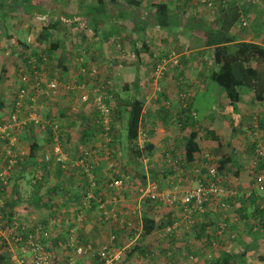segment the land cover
<instances>
[{
  "label": "crops",
  "instance_id": "1",
  "mask_svg": "<svg viewBox=\"0 0 264 264\" xmlns=\"http://www.w3.org/2000/svg\"><path fill=\"white\" fill-rule=\"evenodd\" d=\"M229 1L231 0H228V2ZM245 1L246 0H237L240 17L249 16L248 23L252 22L253 24L251 23L252 25L248 30L244 29L242 31L240 28L237 30L238 32H234L238 36L236 39L237 41H249L264 45V30L258 29L259 19L264 18V16H261V14L264 13V0H259L260 4L257 5L258 7H252V3L244 7ZM51 2L52 0H0V75L2 72L5 73V78L1 77V81H3L0 83L1 85H5L9 79L11 69L9 68L7 59L15 53V50H18L17 52L20 51V55L22 56V62L19 63L20 69L26 67L25 58L29 59L32 57L36 59L38 53H36L34 49L32 50V47L35 46H31L29 41L34 39L41 42V19L42 17L51 18L52 13L56 15L55 17L60 19V22L64 20L65 23L71 20V16L76 20L84 21V18H86L85 16H88L83 9L85 6H92L93 8L95 5H108V11H111L114 20L112 22H95L94 20L87 19L90 21L92 25L91 31H93V34H88V36L99 39L101 44L98 46L97 51L104 57L108 55V43H110V40H114L112 37L115 36V38L120 39L122 44L118 46L123 51L124 49L132 47L135 55L140 57L143 65L139 67H145V62L142 58H145L148 50L151 49V44H162V42L168 40L167 36L162 35V32L160 33L155 28V23L144 26L143 23H139L138 25L142 26V29H139L137 25L138 21L133 20L130 21V23L134 25L135 22L139 30L137 29V32L136 30L131 31L132 29L126 19L137 17L139 21L147 20L148 14L151 13L150 9L147 8L149 6L148 1L144 2L140 7H136L131 3L128 4L124 0H64V11L59 9L54 10V5H49ZM40 5L48 6H44V11H41L42 8ZM198 5L199 4L194 3L192 7L187 9L194 14L197 12L196 9L199 10L197 7ZM216 6L215 9L206 10L205 8V11H210L208 14L211 15L210 20L212 22L215 20V13H218L219 11L217 10H220V6L217 4ZM55 7L57 6L55 5ZM28 8H32L34 11H28ZM136 9H139V11ZM243 10L245 12L244 15ZM252 11H254V13H252ZM70 23H72V21ZM123 24H125L124 27L122 26ZM60 26H62V23H60ZM113 27L115 28L114 30L112 29ZM60 29L62 28L60 27ZM69 33L70 36L65 38L66 40L58 35L56 41L63 43V47L67 52L64 53V55H69L68 58L70 60L71 54L73 55L76 53L73 51V48L77 47V44L72 43L73 40L77 38L76 33ZM103 35L105 37H103ZM83 38H85V36H83ZM152 39H154V43ZM139 40H141L144 47L136 46ZM62 43L60 46H62ZM74 43L76 42L74 41ZM200 48L203 47L195 46L193 49H183L177 52L179 58L181 60L183 59V62L174 69V73L177 74L182 72L188 80L176 81L175 83L171 81L170 78H164L165 81H163V85H166L164 92H157L156 90L153 93H142L135 87L136 84L134 83L131 72L136 70L135 65L137 62L132 66H130V64H124L123 62L122 65L119 64L116 66V69H113V81L114 79L117 80L121 75L123 79L121 83L125 82L130 84L124 85L126 89L128 88L129 91L134 89V93L136 94L135 97L141 94V96L137 98L144 101L142 126H144L145 144L149 143L154 145L151 156L145 157L142 165L139 166V163L137 164V162L130 160L129 164L131 168L133 170L135 169L134 173L135 171L138 172L139 167L144 168L142 185H145L149 180L156 181L163 189L175 192L178 196L184 194L185 191H188L192 187H195L202 176L205 177L204 173L207 170L206 167L208 168L210 165L205 164L206 160L209 159L205 156L207 153L210 155L211 149H221L223 147L224 153H222V157L232 153L231 150L227 149L228 143L230 144V142L235 139L234 134H236V131L246 126L245 120L248 119L249 114L252 115L253 112H256L254 118L259 121V129L256 132V136H259L258 141L264 146V92L262 94L263 96L259 97L261 94L257 96V92L252 84L250 86H242L240 88L241 98L239 102L235 107L229 108L226 94L210 82L209 74L204 78V81H207L206 83L198 81L195 75H187V70L190 71L188 67L190 63H196L195 58H192V54H197L198 50H201ZM29 49L31 50L30 52L28 51ZM61 49L62 48L59 50ZM137 49L139 51H137ZM156 50L157 51H153L151 49L148 52L151 57L158 56V58H160L161 55L167 56V48ZM208 52L211 54L210 50H208ZM56 53L59 55L61 52L56 51ZM78 53H80L81 57L83 56L82 51H78ZM203 53L205 54L206 52ZM86 56L83 57L86 59ZM171 60L172 59H170V61ZM65 63L67 64V62ZM100 67V74L98 78L93 81V79L89 80L88 77H83L80 72V66L77 63L69 67L64 66V69L68 70V73H66L67 77L65 79L63 78V80L73 78L80 81L86 80L87 82H103V84L109 82V93L112 95V79L105 78L104 75L102 76V71H104L103 65L101 64ZM44 69L45 67L42 68V70ZM107 69L110 68L108 67ZM43 72L44 71H42V73ZM192 72L193 71H190V73ZM18 80L19 75L17 81ZM189 81L190 83H194L193 86H189V89L196 88V91L193 93L189 90L190 94L188 98H193L191 100L192 102H186L184 100L185 98L182 96L184 93L188 92L186 84ZM33 82L34 79L31 80L32 84ZM197 82L200 83V88L197 87ZM141 84L142 80L139 81V88H141ZM179 84H181L182 91L179 89H177V91L175 90V87H178ZM185 89L186 92L183 91ZM212 92L216 93L217 98H215L220 99V101L216 103L217 101L214 100L216 104L213 105L214 107H212L210 113H206V116L202 117V119L206 120L205 126L203 124H197L196 130L199 131L197 141L200 145V152L195 161L191 163L186 162L184 158V147L186 138L188 137V133L191 132V129H182L181 122L179 118H177L178 112L181 111L179 109L183 110L184 107L191 103L192 114L196 115L197 113V116H200L198 113H200L201 107L194 111V99H198L200 95L205 97L208 93ZM123 93L124 92H122V94L119 93V97H114L112 95L110 104L113 108L117 109L120 102L123 101L122 98L125 99V97H122ZM158 94H162L160 99V95ZM58 98L64 99V103L61 104L58 100L56 102L52 101V109L44 110L47 102L42 101L43 103H40L43 104V108L40 110L46 119L51 120L54 118L56 120V118H58L61 121L63 134L61 135V152L59 154H56L53 150L54 138L51 132L44 131L45 129L37 127L33 128V131L29 128L24 129L20 132V137H18V150L21 155L22 165L18 168L19 175L15 179V194L11 197L13 198V196L16 195L20 201V204L13 210L15 213L14 215L19 219L28 220V222L34 226L40 223L45 225L52 217H58L60 219L59 222L56 225L50 226L53 238L51 237L50 240H44V243L57 253H59V248L64 249V254L61 256L58 255L57 257L59 260L66 258L69 254L67 248L63 246L62 243L65 242L66 235L71 228L78 232L83 243L91 244L98 250L104 245H111L116 252L121 248H128L131 243L123 245L125 242L119 244V241H121V239L124 241L129 240V238L131 239L130 233L132 229L130 231H124L125 229L120 227L122 222L118 221V216H127V219L131 218L130 220H133V217L137 218L139 215L142 224L143 215L146 212L148 213L149 205L152 203L150 201L149 203H144L145 200L140 198L139 189L137 190L136 199H128L130 195L129 188H132L131 184H136L131 182L130 174L125 172L126 168L123 166L120 158L111 154L119 151L117 148H119L120 143H118L116 139L118 136H121V134L119 131H115L111 133V140H109L103 132L95 128L94 121L91 120V123H89L92 118L89 117V108L94 111L96 110L91 103H83L77 93L63 92L59 94ZM261 98H263V100H261ZM40 99L41 97L39 100ZM6 100L7 98H4L6 104L4 110L8 111L7 105L11 104V101L7 104ZM169 101L173 104V107H177V110L173 108V110L169 112L164 108L163 105L166 103L169 105ZM57 105L59 107H56ZM95 115L96 126L103 128L100 123V114L96 111ZM154 118L155 120H160L162 124V126L157 129L159 130L157 133L153 132L151 129L152 126L150 121L154 120ZM235 118L238 122H234V124L232 122L231 124H225L227 122L225 120L231 119V121H234ZM77 121L80 122L79 127L73 128L71 122L75 124ZM123 122V120L119 119L118 115L113 119V124H117V127L120 129L124 127ZM201 122L202 120H199V123ZM142 126L140 129L141 133L143 132ZM227 135H229L230 141L224 143ZM27 139L30 141L32 140L33 144L37 142L38 145L34 151L35 156L31 161L28 158L31 145L26 143ZM106 141L108 143H106ZM32 142L29 144H32ZM141 143L142 141L140 140V147H143ZM254 144L255 150L256 143ZM247 150L248 146L241 147L240 152L246 153ZM110 154L119 160L118 162L116 161L117 164L120 163L119 169L113 172L109 170ZM47 155L52 157L50 162L45 160ZM26 156L27 160L25 159ZM58 156L61 159L60 162L57 160ZM234 157L237 162L235 166L239 168V170L236 169L237 171L235 172L237 176H232L231 167L233 164H227L224 169V174L221 175L222 180L220 183L222 185L229 179L233 180V178H235L240 188L238 187L239 191L234 189L226 190V197L223 198V201H226L228 204L226 208L218 207L217 202L213 203L208 206L206 212L196 215L194 224L190 226L185 222L181 214L180 202H178V206H167L162 203L152 204L154 207L159 205L165 206L163 207V218L171 214L172 218L176 219V222H178V227L174 230L172 235L167 238H162L159 241L152 239L151 235L161 232L163 226L159 227L151 235L147 237L143 236V242L141 241L142 245L140 243H135V249L138 245L139 248L136 250H140L141 255H135L134 257H132L133 255H129V257L126 256L115 264H208L214 258L219 257L224 251L232 253L234 260L238 264H264V224H260L258 227L252 229L249 224L245 223L246 220L242 222L238 218V207L241 195L249 197L252 191H255V196L258 197L256 203L258 202L260 205L259 207L264 209V193L257 189L255 178L248 177L246 172V169L251 167L255 170L256 167L259 169V165L261 166L262 162L259 163V159L256 157L250 167V165H247L248 163L244 164L242 161L237 160L236 155ZM36 160L39 161L38 163H42L38 168ZM81 160H83V163H80ZM31 167L37 170L38 179H31ZM35 172L33 171L34 174ZM28 177L31 179L30 181H28ZM114 177H123L125 181L124 188L117 192L109 189L107 186L110 179ZM28 188H31L30 192L27 191ZM37 193L42 202L38 204L33 202V204H31L29 201L34 200V195ZM114 194L117 195L115 196ZM116 199H118V201H116ZM86 200H89L90 203L86 202ZM100 200L110 201L111 204L109 206L111 210L116 212L117 220H113L111 223H105L100 219V211L97 204ZM218 201L221 202V199ZM132 202H135L136 205ZM229 207L233 208V211L226 214ZM48 223H46V226H48ZM224 224L230 225L232 232L235 233L234 238L229 237L230 234L226 232L222 234L220 226ZM112 236L116 237L113 242L110 241L112 240ZM124 236L128 237L124 239ZM8 250L14 263L15 258H13V256L23 255L18 246H11ZM209 253H214V258H210L208 256ZM243 253H246L245 256ZM28 256L30 255L28 254ZM89 259V261H82L80 264H98V261H100L94 257H90ZM59 263H62V261H59Z\"/></svg>",
  "mask_w": 264,
  "mask_h": 264
},
{
  "label": "trees",
  "instance_id": "2",
  "mask_svg": "<svg viewBox=\"0 0 264 264\" xmlns=\"http://www.w3.org/2000/svg\"><path fill=\"white\" fill-rule=\"evenodd\" d=\"M118 1V0H114ZM128 4H132L136 7H140L144 4V2H147V0H124ZM259 1V0H258ZM252 3L253 5L257 4ZM43 3V2H41ZM194 3L199 4L196 9L197 12L194 14L188 11V9L191 7L190 5H193ZM34 5V4H33ZM217 5L220 6V10L218 13H215V20L212 22L210 20V17L208 13L210 11H205L207 9H215L216 4L213 6V8L208 7L207 3H205L203 0H149V6L147 7L150 9L151 14L148 15V18L146 21H140V23H143L144 25H151L154 24V26L157 24L162 29L164 28L165 31L162 32V35L170 36L174 35L175 37H178V40L180 41L181 45L179 47V50L183 49H193L194 46L203 47L200 48L201 50H198V53L195 57L196 59H201L203 63L210 62L212 65H214V70L209 75V80L215 84H217L221 90L226 94L228 99V107L232 108L235 107L236 104L239 102L241 98L240 94V88L242 86L248 85L250 86L252 84L253 88H255L257 92V96L262 97L264 92V45H261L259 43L255 42H249V41H237V35L234 32L237 30V21L242 19L240 17V11L237 5V0H231L228 2V0H218ZM44 6V5H42ZM36 7V6H35ZM41 11H44L43 7H41ZM188 8V9H187ZM85 9V7L83 8ZM92 11L93 8H91ZM139 11V9H136ZM28 11H34L32 8H28ZM153 17V19H151ZM139 22L137 17L134 19ZM248 21V19L246 18ZM89 22L88 20H84ZM81 21V22H84ZM150 21V22H149ZM137 22V23H138ZM60 19H56L55 21H52V23L44 25L43 31L40 36L41 42H48V48L49 52H54L57 58H55L54 62H52V65H57L60 60H66L65 62L69 61V55L65 56L64 53H67L63 47V43L56 41L57 38H52V34L57 33V29L60 26ZM249 24V23H248ZM243 27V24H241ZM139 26V25H138ZM142 26H139V29ZM53 28L54 33L49 32ZM132 30L137 32L136 23L134 22V25L130 27ZM60 29V28H59ZM138 29V30H139ZM157 29V28H156ZM238 29H240L238 27ZM88 30V31H87ZM87 32L85 31V38L88 37V34H93V31L91 29L87 28ZM242 31L244 29H241ZM161 31V30H160ZM95 32V31H94ZM189 35V36H187ZM189 38L188 40L194 41L196 45H189L186 46L184 42H182L183 39L186 37ZM113 39L115 37H112ZM182 39V40H180ZM166 44H170V42L167 40L165 41ZM62 43V46L60 44ZM146 44V43H145ZM144 47V45H142ZM148 46V45H147ZM62 48L61 50H59ZM178 50V51H179ZM210 50L211 54L208 52ZM56 51H60L61 53L58 55ZM137 51H139L137 49ZM203 52H206L205 54ZM167 56L175 54V51L173 49L167 48L166 52ZM200 54V55H199ZM36 55V54H35ZM40 55L39 57L36 56V70L41 72L40 78L41 82L44 83L46 80L45 77V71L48 73L49 70H46L47 67H45L44 70H42V61H47V58L44 56H51L52 53H48L47 55ZM42 56V57H41ZM166 56V57H167ZM32 57L25 58L26 63V71L30 74L31 80H33L35 77V69L32 67V64H30V60ZM163 58V57H162ZM161 58V59H162ZM194 58V56H193ZM157 59H159L157 57ZM159 59V61H161ZM188 59V58H187ZM48 64V62H45V66ZM156 66V64H155ZM20 69V67H18ZM42 71H44L42 73ZM19 74V73H18ZM51 77V76H49ZM0 83H1V77H0ZM19 88V87H18ZM128 89V88H127ZM19 90H16L13 94L11 104L8 106L7 115L5 117L1 118L0 123H7L9 121L8 115H10L11 111L15 110V101L17 99ZM162 95V94H161ZM165 95V94H164ZM164 97V96H163ZM161 98V97H159ZM186 102H190L193 98L183 97ZM263 100V98H261ZM30 102V101H28ZM192 102V101H191ZM31 103V102H30ZM6 104L4 101V98L0 97V110L5 111ZM164 108H166L169 112L171 110L176 109L177 107H173V104L169 101V106L166 104L163 105ZM178 112L177 118H179L181 122V127L183 130L191 129V132L188 133V137L185 141V147H184V155L186 162H193L196 160L197 155L200 152V145L198 143V137H199V131L196 130L198 121H191L192 119V111H191V103L184 107V109ZM144 113V101L137 98H125L123 99L122 103L120 102L119 106L116 109V115L119 116L120 119L124 121V127L117 130V126L115 129V124H113L111 133L115 131H119L121 136H118L116 140L117 142H122V139L125 138L127 141V155H128V162L130 163V160L139 163V166L143 164V160L145 157H150L152 154V150L154 148L153 144L146 143L143 147H140V129L142 126V118ZM5 114V113H4ZM192 115V116H191ZM51 119V122L58 123L60 125V133L62 132L61 127V121L60 119L56 118ZM259 122V121H258ZM72 125H74L73 122H71ZM31 129L33 131V128H35L34 125H22L20 127L16 128V132L19 134L24 129ZM102 132H103V128ZM259 129V126L257 125V130ZM47 132H51L53 136V132L51 128H47ZM190 131V130H189ZM120 140V141H119ZM53 142V139H52ZM30 153L28 155V158L30 161L35 156V148H37V142L32 143ZM257 146V142H256ZM255 146V148H256ZM256 153V150H255ZM209 154V153H208ZM234 153L226 154L221 159H217L216 161L212 160L211 155L209 157H206L208 160H206L205 164H210L209 166L215 165L219 174H220V181L222 180L221 175L224 174V169L227 166V164L232 163L234 166L237 164L236 159L234 157ZM27 160V156L25 158ZM210 160V161H209ZM25 161V160H24ZM23 161V162H24ZM119 161V160H118ZM213 163H212V162ZM22 159L20 155V162L19 166L15 168L14 172L12 173V176L8 179V185L4 186L3 191H0V195L4 196L5 205H4V222L2 228H6L11 226L17 219L15 213L13 212L14 208L17 207L18 204H20V201L16 197V195L12 197L13 194H15V185L12 187L9 185L10 182L13 179H16V177L19 175L18 168L22 165ZM39 161L36 160L37 168L42 163H38ZM234 162V163H233ZM262 165H259V169H254L255 173V182L257 189L260 192L264 193V188L261 189L257 184V177L260 171L263 170V161ZM236 163V164H235ZM120 165V163H119ZM208 166V167H209ZM206 172L204 173L205 177L202 176L200 181H205L208 177L209 171L206 167ZM239 170V168H236ZM45 170V169H43ZM139 172H141L142 176H144V168L139 167ZM35 172V174L33 173ZM237 171V170H236ZM236 174V173H235ZM238 174V173H237ZM30 176L33 180L36 178L38 179V172L34 168H30ZM38 176V177H37ZM119 176V175H117ZM237 176V175H236ZM239 176V174H238ZM155 178V177H153ZM45 180V179H43ZM43 183V182H41ZM158 183V182H157ZM3 186L2 182H0V187ZM143 186V185H142ZM234 187L238 189L239 185L237 184V181L234 183ZM240 188V187H239ZM11 193V194H10ZM10 196V197H9ZM35 199L30 200L29 202L33 204V202H36L37 204L42 202V200L39 197V194L37 193L34 195ZM258 197L255 196V191L251 192V195L249 197H245L244 195H241L240 197V204L238 207V218L242 222L246 224H249V226L253 229L255 227H258L260 224H264V209L260 208L259 203H256V199ZM144 203H149V200L147 198H144ZM160 204V203H159ZM164 205V204H163ZM178 206V205H177ZM182 211V207L180 208ZM49 221V220H48ZM48 221L46 223H48ZM153 216L148 215L146 212L143 215L142 220V235L144 237H147L148 235H151L155 230H157L159 227H166L173 225L176 222V219H173L171 214H169L167 217H164L161 219V223H158ZM45 223V225H46ZM41 224V223H40ZM39 225V224H38ZM43 225V224H42ZM49 225V224H48ZM33 228L30 231H34L37 226L31 225ZM221 227V232L230 234L229 237H233L235 233L232 232L231 227L229 224H226L225 228ZM208 235V234H207ZM214 235V234H213ZM55 236V235H53ZM116 236V235H115ZM210 236V235H209ZM52 237V234H51ZM53 238V237H52ZM64 238V237H63ZM51 239V238H50ZM49 239V240H50ZM66 241V238H65ZM139 248L137 245L136 249ZM9 245L5 239L0 234V264H15L12 259L9 252ZM135 248L133 251L129 254L130 256L134 254ZM246 253H243L245 256ZM233 254L230 252H222L219 257L214 258L210 263L208 264H238L234 258ZM96 259H99L98 264L104 263V260L99 258L97 255L94 257ZM57 264H60L57 262ZM114 264V263H113Z\"/></svg>",
  "mask_w": 264,
  "mask_h": 264
},
{
  "label": "built area",
  "instance_id": "3",
  "mask_svg": "<svg viewBox=\"0 0 264 264\" xmlns=\"http://www.w3.org/2000/svg\"><path fill=\"white\" fill-rule=\"evenodd\" d=\"M207 3L208 7L213 8L217 4L218 0H203ZM250 3H256L258 0H246ZM259 2V1H258ZM244 26L248 25V21L245 18L241 19ZM36 60L32 58L30 64L35 69L34 82L31 83L30 74L27 73L26 67L19 69L20 86L18 88L19 93L15 101V110L11 111L8 115L9 121L7 123H0V182L3 186L0 187V191H3L4 186L8 185V179L12 176L15 168L18 167L20 162V153L18 150V137L16 128L22 125H34L37 128L45 129L51 128L54 138V152L59 154L61 152V133L60 125L55 122H51L43 116L42 111L43 104L40 103L39 98L53 99L56 95L63 92L77 93L83 103H91L94 109L100 114V123L103 127V134L109 139L111 135V129L113 126V118L111 116L112 106L110 101L112 95L110 91V83L103 84V82H87L86 80L70 79L63 80L59 77L51 78L44 83L41 82L40 72L36 70ZM80 72L83 77H90L93 79L98 78L100 74V65L98 63L94 65H88L85 62L84 57L80 58ZM39 76V78H38ZM109 89V90H108ZM192 92V89L190 90ZM157 92H162L161 88H157ZM190 92L184 93L183 97H188ZM30 101V102H28ZM167 106H169L166 103ZM257 119L255 127L257 128ZM44 130V131H45ZM141 136V134H140ZM140 140V138H139ZM110 142V141H109ZM119 152L111 153L115 157L119 158ZM111 154L109 156H111ZM113 156L110 157L109 170L113 172L119 169L118 160ZM209 157V154H206ZM256 157L259 159V163L263 161V170L259 172L257 177L258 186L264 188V146L258 144L256 148ZM47 162L52 160L50 155L45 157ZM57 160L61 159L58 156ZM117 161V162H116ZM83 163V160L80 161ZM208 177L205 181H199V183L185 191L184 194L178 196L175 192L163 189L156 181L149 180L145 185L139 187L140 198H147L152 204L162 203L167 206H177L180 202L182 207L181 214L185 222L192 226L195 222V216L204 213L208 210V206L217 202V206L226 208L228 206L223 198L226 197L227 191L222 187L220 183V174L215 165L208 167ZM113 175V173H112ZM109 189L120 191L125 186L123 177L111 178L107 184ZM115 196L117 194H114ZM221 199V202L218 201ZM118 201V199H116ZM86 202L90 203L89 200ZM98 209L100 211V219L105 223H111L113 220H117V214L110 208L109 200L98 201ZM4 196L0 195V234L9 245L18 246L22 251V256L15 255L16 264H57L58 259L56 253L51 250L44 240L51 238L50 226L56 225L59 222L58 217H52L49 220V227L39 224L34 231L28 220L19 219L16 217V221L9 227L2 228L4 222ZM226 224L222 227L225 228ZM178 227V222L173 225L163 227L160 235L163 238H167ZM29 229V230H28ZM234 237V235H233ZM115 236H112L111 242L115 240ZM69 252V262L73 263L76 257H96V255L104 260L103 264H112L119 256L120 252H116L111 245H104L101 249L94 251L91 244L83 243L79 237L78 232L75 229H70L66 235V241L62 243ZM13 253V252H12ZM28 254L30 256H28ZM210 258L214 256V253H209Z\"/></svg>",
  "mask_w": 264,
  "mask_h": 264
},
{
  "label": "rangeland",
  "instance_id": "4",
  "mask_svg": "<svg viewBox=\"0 0 264 264\" xmlns=\"http://www.w3.org/2000/svg\"><path fill=\"white\" fill-rule=\"evenodd\" d=\"M149 2V0H147ZM246 2V3H245ZM244 2V7H246L247 5L250 4V2L248 1H245ZM64 4V0H52V2L49 4L50 6H53L54 7V10H61V11H64L65 10V7L63 6ZM260 4V1L255 4V5H251L252 7L256 6L258 7L257 5ZM55 5L57 7H55ZM61 5V6H60ZM44 6H48V5H44ZM42 5H40V7H44ZM108 5H105L102 4V5H95L93 7V10H90V8H92V6H85V9L84 11L88 14V16H85L86 18H84V20H87V19H90V20H94L95 22H100V21H104V22H112L114 20V18L112 17L113 15L111 14V11H108ZM192 7V5H190ZM75 8V6H74ZM252 13H254V11H252ZM151 14V13H150ZM148 14V15H150ZM245 14L244 10H243V15ZM51 18H43L42 17V31H43V27L44 25H47V24H50L52 23V21H55L57 19V17H55L56 15H54V13L51 14ZM209 16H211L210 14H208ZM261 16H264V13L261 14ZM148 17V16H147ZM249 16H243V18H247L248 19ZM71 20L69 21H66L64 23V20L62 23V26L61 28L62 29H59L60 27H58L57 29V33H54V30L52 31L49 30V32L51 33H54L52 34V38H57L58 39V35L62 38V39H65L67 37L70 36V33H76V38L77 39H74L73 40V43L72 44H77V47H74L73 48V51L76 52L74 53L73 55L71 54V59L67 62V64L65 63V61L63 60H60L59 61V64L57 65H52V62H54L56 55L54 54V52H49L48 48H46V46H48V42H39L38 40H34V39H31L29 41V44L32 46H35V47H32V50L34 49V51L38 54H41V55H47L48 53H52L51 56H44L47 58V61L43 60L42 61V67H47L46 70H49L50 72L48 73L47 71H45V77H46V80L48 79H51V78H57V77H61L62 79L66 78L67 77V74L68 73V70H65L64 69V66H72L73 64L77 63L79 66H80V53H78V51H82L83 52V56H86V63L88 65H94L96 63H99L100 65L102 64L103 65V70L102 71V76L104 75L105 78H108V79H112L113 77V69L115 68L116 69V66H118L119 64H130V66L136 64L135 67H136V70H133V72H131L132 74V78L134 80V83L136 84V88L142 92V93H153L154 91L157 90V88H161L162 91L164 92V88L166 87V85H163V81L164 78H170L171 81L175 82H179V81H187L188 78L185 77V75L182 74V72L180 73H174V69L176 67H178L180 65V63L183 62V59L181 60L178 56V53L179 52V47H180V41H175V40H178L179 36L178 37H175L173 34L170 35L169 37L167 36L168 38V41L170 42V44H166V42H162V44L160 43H154V39H152V42L154 44H151V49L153 51H157L156 49H160V48H170V49H173V51H175V54L173 55H169L167 57L161 55L159 59H161V61H159V59H157L158 56H153L151 57L150 54L148 53L150 50H148L147 52V55L145 56V58H142L144 59V64H145V67H139L142 64V61L140 59V57L136 56L135 53L133 52L132 50V47L130 48H127V49H124V51L118 46L119 44H122L121 40L118 39V38H114V40H110V43H108L109 47H108V55L107 56H101L100 53L97 51L98 50V46L101 44L99 39H95V38H92L90 36H88L87 38H83L84 34H85V31L88 29H91V24H90V21L89 22H81V20H76L75 18H73L71 16ZM242 18V17H241ZM135 19L132 18V19H129L127 18L126 21L129 22V26L131 27V23L130 21H133ZM140 19V18H139ZM151 19H153V17H151ZM264 18L262 19H259L260 22L259 23V30H264ZM72 21V23H70ZM135 21V20H134ZM141 21H146V20H141ZM117 22V21H116ZM140 23V21L137 23V25ZM252 22H249V25L247 27H243L241 24H242V21L239 20L237 21V25L239 28L241 29H245V30H248L251 25ZM125 24H123L122 26L124 27ZM120 26V25H119ZM133 26V24H132ZM121 27V26H120ZM238 27H237V30H238ZM155 28H157V30L161 33L164 30V28L162 29L160 26H158L157 24L155 25ZM113 30L115 29L114 27L112 28ZM161 30V31H160ZM235 30V31H237ZM88 31V30H87ZM86 31V32H87ZM119 31V30H118ZM87 34V33H86ZM85 34V35H86ZM103 37H105L103 35ZM115 37V36H114ZM80 38V39H79ZM189 38H185L182 40V42H184V44L186 46H193V45H196V43L194 41H190L188 40ZM66 40V39H65ZM74 41L76 43H74ZM136 46L138 47H142V42L141 40L138 41V45L136 44ZM195 47V46H194ZM193 47V48H194ZM150 48V47H149ZM18 50H15V53L13 55H11V57L9 59H7L8 63H9V68L11 69V72L9 73V79L8 81L6 82L5 85H1L0 84V97L2 98H7L6 100V103H10V101L12 100V97H13V94L16 90H18V87L20 86V81L18 80L17 81V78H18V73H19V70H18V67H19V63L22 62V56L20 55V51L17 52ZM29 52L31 51L30 49L28 50ZM182 51V50H181ZM73 53V52H72ZM37 57H39L40 55H36ZM194 58L197 56L196 54H192V58ZM42 57V56H41ZM172 59L170 61V59ZM88 60V61H87ZM45 62H48V64L45 66ZM171 63V65H170ZM156 64V66H155ZM210 64V65H209ZM170 65V66H169ZM110 68V69H107V68ZM128 67V66H126ZM138 67V68H137ZM190 68V71H193L192 73H190L189 70H187V75L189 76L190 74L191 75H195V78L198 80V81H201L202 83H206L207 81H204V78L205 76H208V74L210 75L211 72L215 69L214 68V65H212L210 62H205L203 63V61L201 59H196V63H190V65L188 66ZM101 69V67H100ZM170 69V70H169ZM4 72L1 73L0 77H4ZM66 74V75H65ZM182 74V75H181ZM175 75V76H174ZM51 76V77H49ZM89 80H91L90 77H88ZM157 79V81H156ZM70 80V79H69ZM122 76L120 75V77H118L117 80L112 79V82H113V86L111 88V93L114 97H119V93L122 94V97H125V98H132L134 97L136 94L134 93V89H132L131 91H129L128 89H126L124 87V85H130V84H127L125 82L121 83L122 82ZM142 80V84H141V88L138 87V84H139V81ZM3 82V81H1ZM211 82V81H210ZM130 83V82H129ZM199 82H197V87L200 88V83L198 84ZM214 86H217L218 88H220L218 85H216L215 83L211 82ZM193 82L190 83V81L186 84L187 86V91L191 90L189 89V86H193ZM176 91L177 89L181 90L182 91V87H181V84H179L178 87H175ZM184 89V87H183ZM221 89V88H220ZM186 92V89L183 90ZM196 91V88L195 89H192V93ZM63 95V94H62ZM160 95L159 97H162L161 94H158ZM138 96H141V94L137 95ZM59 97V94L56 95L53 99H49V98H41L40 99V102L43 103L42 101L44 102H47L45 104V109L44 110H49V109H52L51 107H53L52 105V101H59L61 104L64 103V99L62 98H58ZM216 93L215 92H212V93H208V95H206L205 97L200 95L198 97V99H194V111L198 110L199 107H201V110H200V116H197V113L196 115L193 114L192 116V120L191 121H198V125H201L203 124L205 126V122L206 120L205 119H202V117H205L206 116V113H210V111L212 110V107H214L213 105L218 103L220 101V99H216ZM124 99V98H122ZM120 99V100H122ZM160 99V98H159ZM214 100L217 101L216 103H214ZM158 102V101H157ZM59 103V105H60ZM122 103V102H121ZM159 103V102H158ZM10 104L7 105V110L9 109L8 106ZM49 107V108H48ZM55 107V106H54ZM56 107H59L58 105ZM77 108V106H76ZM90 122L91 123V120L94 121V125H95V128L100 130V132H102L101 128H99L98 126H96L95 124V120H96V115H95V112L94 110L90 109ZM218 111V110H217ZM5 113V114H4ZM94 114V115H93ZM5 115H7V111H1L0 110V120L1 118L5 117ZM256 115V112H253L252 115L249 114L248 116V119L245 120V124L246 126L243 127V129H239L238 131H236V134H234L235 136V139L232 140V142H230V144L228 143V150H231L234 155H236L237 157V160L239 161H242L244 164L245 163H248L247 165H252L253 163V160L256 158V153H255V150H254V143L257 142V145L260 144V141H258V137L259 136H256V132H257V128L255 127V124H256V118H254V116ZM115 116H116V109L114 108L113 111H112V117L113 119H115ZM149 118V116H148ZM120 119V118H119ZM122 120V119H121ZM199 120H202L201 123H199ZM227 121L225 124H231V122L234 124V122H238V120L235 118L234 121H231V119H227L225 120ZM151 122V126H152V131L157 133L159 132V130H157L159 127L162 126L160 120L154 118V120L150 121ZM258 123V121H257ZM115 124V123H114ZM124 124V122H123ZM80 125V122L77 121L75 122V124L73 125V128H78ZM259 126V123L257 124ZM116 126L117 124H115V129H116ZM202 127V126H201ZM214 127V126H213ZM120 128L117 127V130H119ZM144 130V126H142V131ZM211 130H214V129H211ZM244 130V132H243ZM205 132V131H204ZM140 140L142 141V146L145 145V135H144V131L141 133V130H140ZM220 139V138H219ZM28 140V141H27ZM26 140V143L28 145H30L29 143L32 142V140L30 141L29 139ZM139 140V141H140ZM120 141V140H119ZM229 140V135H227L225 137V141L224 143H227ZM33 143V142H32ZM106 143H108L106 141ZM120 143V142H118ZM232 143V144H231ZM119 148H117L119 151L118 154H119V158H120V161L123 163V166L126 168V173L130 174V179L132 180L131 182H134L136 185H133V183L131 184L132 188H129L130 189V195L128 196V199L129 200H134L137 198V190L139 189V187L143 184V176L141 174V172H139L140 170H138V172L135 171L134 173V170L131 168V165L129 164L128 162V155H127V150L128 149V146H127V141L124 139H122V142L119 144ZM248 146V150L246 151V153L244 152H240V149L241 147H247ZM223 148V147H222ZM211 149L210 150V155L212 157V160L216 161L217 159L219 158H222V153H224V148L223 149ZM225 156V155H224ZM223 156V157H224ZM219 157V158H218ZM236 166H232L231 167V170H232V176L233 177H236ZM246 172H247V175L248 177L250 178H255V171L253 169V167L251 168H247L246 169ZM29 179V177H28ZM31 179H29L28 181H30ZM229 179L226 183H223L222 186L226 189V190H230V189H234V190H237L239 191V189H237L236 187H234V183L237 181L235 178H233V180ZM129 181V180H128ZM140 184V185H138ZM11 187L13 185H15V179H13L10 184H9ZM29 186V185H28ZM234 187V188H233ZM31 188H28V192H30ZM136 192V193H135ZM135 204V202H132ZM133 205V206H134ZM163 205H159V206H152L149 205V209H148V215H151L153 217H155V219L157 221H159L158 223H161V219L163 218V214H164V209H163ZM136 210V208H135ZM233 211V208H228L226 214L228 213H231ZM138 212V210H137ZM138 215V214H137ZM127 217V216H126ZM125 216L123 215H120L118 216V221L119 222H122V224L120 225V227L122 229H125L124 231H130L132 229V232L130 233V236L132 237L131 239L129 238V240H122L119 241V244L121 242H125V244L123 245H126V244H130L131 245L128 247V248H125V249H120L118 250L117 252H120L119 253V256L116 260H114V264L119 262L121 259H124L126 256L129 257V254L133 251V249L135 248V243H140L141 244V241L143 242L142 238H143V235H142V231L140 232L141 230V217L138 215V217L136 218H132L133 220H130V219H127ZM131 224V225H129ZM160 233V232H159ZM159 233H156V234H153L151 235L152 236V239H154L155 241H159L160 239L163 238V236H161ZM188 234V233H187ZM160 235V236H159ZM128 236H124V239H126ZM161 237V238H160ZM142 245V244H141ZM94 251H97L98 249H96V247L92 246ZM186 250V249H185ZM136 252L133 254L132 257H134L135 255L136 256H139L141 255L140 253V250H135ZM55 252V251H54ZM58 252H55L57 257L58 255H62L64 254V249H61L59 248L58 249ZM184 252V251H183ZM68 258V259H67ZM90 257H76L74 259V262L71 263L69 262V256H67L66 258L64 259H61L59 260L58 259V262L59 261H62V263L60 264H80L82 261H89ZM190 258V257H189ZM91 264V263H90Z\"/></svg>",
  "mask_w": 264,
  "mask_h": 264
},
{
  "label": "clouds",
  "instance_id": "5",
  "mask_svg": "<svg viewBox=\"0 0 264 264\" xmlns=\"http://www.w3.org/2000/svg\"><path fill=\"white\" fill-rule=\"evenodd\" d=\"M114 108H112V111H113ZM111 116H112V113H111ZM113 118V117H112ZM46 131V130H45ZM19 166V165H18Z\"/></svg>",
  "mask_w": 264,
  "mask_h": 264
}]
</instances>
